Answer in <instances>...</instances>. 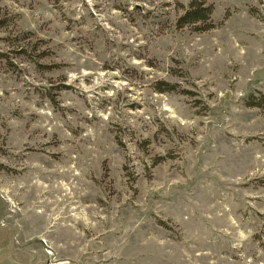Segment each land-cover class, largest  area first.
Here are the masks:
<instances>
[{
    "label": "rangeland",
    "instance_id": "374dc122",
    "mask_svg": "<svg viewBox=\"0 0 264 264\" xmlns=\"http://www.w3.org/2000/svg\"><path fill=\"white\" fill-rule=\"evenodd\" d=\"M190 1L0 0V264H264V0Z\"/></svg>",
    "mask_w": 264,
    "mask_h": 264
},
{
    "label": "trees",
    "instance_id": "16d2710c",
    "mask_svg": "<svg viewBox=\"0 0 264 264\" xmlns=\"http://www.w3.org/2000/svg\"><path fill=\"white\" fill-rule=\"evenodd\" d=\"M213 7L211 4H207L204 0H191L188 5L183 8L182 13L176 19V26L179 28L185 26H191L196 31H207L214 27L212 22L211 13ZM158 88L159 92L171 91L175 88L168 82L162 81ZM264 101V95L262 96V102ZM250 106H260L258 103H248Z\"/></svg>",
    "mask_w": 264,
    "mask_h": 264
}]
</instances>
